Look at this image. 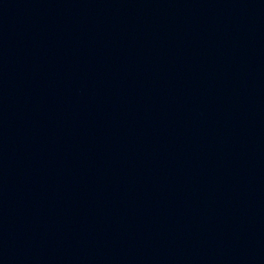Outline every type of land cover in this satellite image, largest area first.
I'll return each mask as SVG.
<instances>
[{
	"label": "water",
	"instance_id": "water-1",
	"mask_svg": "<svg viewBox=\"0 0 264 264\" xmlns=\"http://www.w3.org/2000/svg\"><path fill=\"white\" fill-rule=\"evenodd\" d=\"M264 37V0H0V177L142 115Z\"/></svg>",
	"mask_w": 264,
	"mask_h": 264
}]
</instances>
